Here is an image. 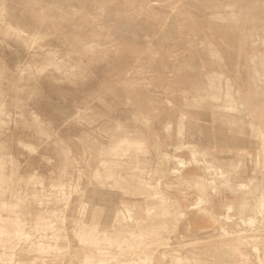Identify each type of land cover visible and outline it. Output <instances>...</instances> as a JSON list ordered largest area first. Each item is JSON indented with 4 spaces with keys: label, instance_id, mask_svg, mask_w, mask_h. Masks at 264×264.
<instances>
[{
    "label": "rangeland",
    "instance_id": "rangeland-1",
    "mask_svg": "<svg viewBox=\"0 0 264 264\" xmlns=\"http://www.w3.org/2000/svg\"><path fill=\"white\" fill-rule=\"evenodd\" d=\"M262 51L264 0H0V155L24 192L0 200V264H84L96 249L99 264H264L263 188L236 185L235 164L221 170L184 126L200 81L220 87L206 96L227 120L253 115L264 135V90L231 91L236 75L264 82ZM147 221L166 231L131 249L102 239ZM94 222L100 234L80 238Z\"/></svg>",
    "mask_w": 264,
    "mask_h": 264
},
{
    "label": "crops",
    "instance_id": "crops-1",
    "mask_svg": "<svg viewBox=\"0 0 264 264\" xmlns=\"http://www.w3.org/2000/svg\"><path fill=\"white\" fill-rule=\"evenodd\" d=\"M264 53V51L261 52V54ZM238 58L245 59L242 56H239ZM233 68V65H231V70ZM211 72V71H210ZM209 72V73H210ZM221 74L219 71H215ZM214 72V73H215ZM213 73V71H212ZM233 71H231L232 75ZM235 75V74H233ZM195 76H197L195 74ZM204 76V75H201ZM207 78V75H206ZM247 83L239 81L237 75L234 76V89L236 92H247L250 90H264V82L263 83H255L250 82V77L248 76ZM207 82L212 83L213 81ZM200 86L197 88H189L188 94L190 96L194 95L197 100L199 101V106L196 108H192L193 110L189 113L186 111V114H192L194 119L190 122H185L186 130H187V141L188 143L193 144V146H197L200 148V152L206 154L209 158H216L217 160L223 162V164L220 165V169L223 171H226L225 164H227V167H231V164H235V167L237 168L235 172H239L238 179L239 181L236 182V185L244 184L249 185L253 180H256L255 185L261 186L264 190V178H261V176L264 177V171L259 173L258 165L264 166V135L263 132L259 131L256 128V122H259L258 120H255L253 115L248 116H234L232 119L227 120L224 115L225 113H222L219 111L220 105L218 103H214L210 100V97L208 98L206 95L213 93L215 94L217 91L219 92V86H216L213 91L210 90V87L202 86L203 84L199 81ZM205 85V84H204ZM226 88H224V91ZM235 93V92H234ZM237 97V95H235ZM227 100L230 102L235 98H231L226 95ZM219 97H215L217 99ZM214 99V97H213ZM195 100V98H193ZM239 99L237 98V101ZM249 100V99H248ZM246 100V102L248 101ZM215 111V112H213ZM177 117H175V122ZM177 141L173 138L171 141L172 145L175 144ZM187 157H190L189 153L186 152ZM261 155V158H258V156ZM185 158V156H182ZM260 160V161H259ZM259 161V162H258ZM210 163L211 161H206ZM242 166V167H239ZM194 172H193V171ZM262 171V170H261ZM189 177H196V178H203L204 181H196L200 184V187L204 189L205 198L207 199V209L210 211H216L217 213L221 210V205L226 204L225 200L222 199V196L217 193H215L213 190L209 191L207 189V186L210 184V179H208L204 173L203 170L200 168L194 167L189 168V171L185 174V176ZM230 181L232 179L229 178ZM263 182L262 185L260 183ZM231 184V182H230ZM234 187L233 184H231ZM261 191V189H260ZM232 198L231 195H226L224 198ZM237 199L242 197V195L235 196ZM194 200V197H191V202ZM223 200V201H222ZM238 201H241V199H238ZM197 204V203H191L190 205ZM192 208V207H191ZM220 213V212H219ZM196 215L198 217H196ZM193 216V222L197 224L205 223V225H210L209 223L212 221V217L210 215H205V219L201 220L199 222V215L200 213H196ZM219 215V214H218ZM228 262L230 261H226ZM237 262H230V264L239 263ZM224 262L217 263V264H223ZM247 264H250L247 262Z\"/></svg>",
    "mask_w": 264,
    "mask_h": 264
},
{
    "label": "bare ground",
    "instance_id": "bare-ground-1",
    "mask_svg": "<svg viewBox=\"0 0 264 264\" xmlns=\"http://www.w3.org/2000/svg\"><path fill=\"white\" fill-rule=\"evenodd\" d=\"M3 112V110H2V108H0V113H2ZM1 123V122H0ZM88 137V136H87ZM125 142H129V145H132V144H137V142H138V140H132L130 137H128V136H126V137H123L121 140H120V146L122 147L123 145L122 144H124ZM93 143V142H92ZM29 147V146H28ZM33 148V147H32ZM109 148V147H108ZM117 148H119V147H117ZM107 150V149H106ZM106 150H105V152H106ZM0 151H1V149H0ZM120 151H121V149H115L114 150V153L113 154H117V155H121V154H119L120 153ZM103 152V151H102ZM111 153V152H110ZM107 154H108V152H107ZM112 154V153H111ZM103 155V154H102ZM1 157H0V200H3L4 199V197H5V195H6V192H7V190H10V193H11V195L13 196V197H16V198H20V199H24L23 198V191H21L19 188H18V185H17V182H14L13 180H14V178H12V175H9L6 171V169H7V167H6V165H5V160L3 159V157H5V155L4 156H2V155H0ZM106 157H108V156H106ZM113 157V156H112ZM120 157V156H119ZM114 158V157H113ZM116 158V157H115ZM258 158H259V156H258ZM8 159V158H7ZM8 161V160H7ZM260 161V160H259ZM258 161V162H259ZM13 161H11V163H12ZM9 164H10V162H9ZM105 164H106V162H105ZM108 164V163H107ZM106 164V165H107ZM115 164H117V163H115ZM259 166V165H258ZM24 175V174H23ZM13 177H14V175H13ZM22 178V177H21ZM92 181V180H91ZM241 185V184H240ZM239 185V186H240ZM242 188H243V186H242ZM256 190V189H255ZM263 190V189H262ZM246 193H248V192H246ZM245 193V194H246ZM261 194L263 193V192H260ZM257 194V193H256ZM263 196V195H262ZM257 197H258V195H257ZM261 197V196H260ZM263 199H264V197H262ZM156 199V198H155ZM154 199V200H155ZM156 200H158V199H156ZM5 201H7V200H5L4 199V203H5ZM247 201V200H246ZM249 201V200H248ZM261 201V200H260ZM264 201V200H263ZM24 202V201H23ZM25 203V202H24ZM24 203H20V205L21 206H23L24 205ZM92 203V202H91ZM6 204V203H5ZM263 204V203H262ZM87 205V204H86ZM264 205V204H263ZM94 207V206H93ZM260 207V206H259ZM264 207V206H263ZM95 208V207H94ZM154 208V207H153ZM128 209V208H127ZM157 209V208H156ZM259 209V208H258ZM22 210V209H21ZM86 210V209H85ZM93 210V209H92ZM155 210V209H154ZM263 210H264V208H263ZM259 211H260V209H259ZM126 212H128L127 210H126ZM90 213V212H89ZM91 213H93V212H91ZM90 213V214H91ZM122 213H123V211H122ZM129 213H131V211L129 212ZM129 213H127V214H129ZM157 215H158V213H156ZM100 215V214H99ZM168 215V214H167ZM171 215V214H170ZM130 216V215H129ZM128 216V217H129ZM154 216H156V215H154ZM86 217H87V215H86ZM92 217V216H91ZM124 217H125V215H124ZM126 219V218H125ZM252 219V218H251ZM255 219V218H254ZM87 220H88V218H87ZM253 220V219H252ZM14 221V219L11 221V222H13ZM10 222V223H11ZM253 222H255V221H253ZM252 222V223H253ZM2 221H1V223H0V242H3V241H6V239L8 238V236H9V233H8V231H6L5 230V228H7V226L9 227L10 226V224H8L7 226H5V227H3V225H2ZM109 223V222H108ZM114 223V222H113ZM256 223V222H255ZM96 223L94 222V225L93 226H91L90 227V229H89V226H88V228L87 227H85L84 225L82 226V227H80L81 228V233H80V238H82V239H84V238H93V236H97L98 234H100V230L96 227L97 225H95ZM99 225H101V224H103V223H98ZM111 224V223H110ZM115 224V223H114ZM145 224V223H144ZM144 224H143V226H140V227H136V228H132V227H130V228H127L126 226L124 227V228H118V229H111V230H102V228H105L104 226H107L106 224L103 226V225H101V226H103V227H100L101 228V230H102V235H104V236H102V239H106V240H108V241H112V242H114V243H117V244H121L122 246L123 245H125V247H124V249L126 248V249H131V248H134V246H135V244L136 243H138V242H140L142 239H140L141 238V236H144L145 234H154V235H156V233H161V232H164V231H166L165 229H166V227L165 226H159V227H152V228H150V229H148L147 227H148V225L150 226V225H152V222L151 221H147L146 222V224L147 225H145L144 226ZM129 225V224H128ZM87 226V225H86ZM147 226V227H146ZM148 230H147V229ZM256 229H257V227H256ZM19 230V229H18ZM22 231V230H21ZM149 236V235H148ZM147 236V237H148ZM119 238H124V240L123 239H121V240H119ZM135 238V239H134ZM143 238V237H142ZM131 239V240H130ZM119 240V241H118ZM2 247H3V249H2V251L3 250H5L4 252H7V251H9V250H12V252H15V251H24V247H20L19 249L17 248V249H14V247L12 246V247H7L6 245L4 246V245H2ZM5 247V248H4ZM14 249V250H13ZM258 249V248H257ZM256 250V249H255ZM98 250L96 249V250H93V252H91L90 254H87L86 256H85V258H84V264H99V262H101L102 261V259H99V255H98ZM187 260H189V259H187ZM118 264H120V263H118ZM122 264H126V263H124V262H122Z\"/></svg>",
    "mask_w": 264,
    "mask_h": 264
}]
</instances>
